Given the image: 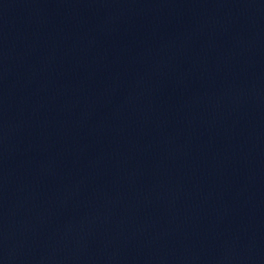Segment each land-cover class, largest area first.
<instances>
[{
	"label": "water",
	"instance_id": "95a60500",
	"mask_svg": "<svg viewBox=\"0 0 264 264\" xmlns=\"http://www.w3.org/2000/svg\"><path fill=\"white\" fill-rule=\"evenodd\" d=\"M0 159L86 264H264V0H0Z\"/></svg>",
	"mask_w": 264,
	"mask_h": 264
}]
</instances>
